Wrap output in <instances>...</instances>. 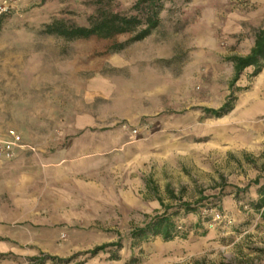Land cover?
Returning a JSON list of instances; mask_svg holds the SVG:
<instances>
[{"label":"rangeland","instance_id":"374dc122","mask_svg":"<svg viewBox=\"0 0 264 264\" xmlns=\"http://www.w3.org/2000/svg\"><path fill=\"white\" fill-rule=\"evenodd\" d=\"M113 1L128 13L138 0ZM12 4L0 16V141L15 131L21 144L44 145L64 137L77 116L91 114L102 129L116 125L129 132L128 139L147 143L133 173L105 178L111 189L125 188V204L114 200L111 208L89 212L67 231L68 239L62 235L64 256L58 258L74 257L68 264H264V210L243 204L241 218L227 216L228 224L213 222L211 204L199 203L232 188L244 190L264 176V113L248 115L244 96L258 76L247 69L232 88L234 66L228 61L254 47L264 28V0H165L159 28L118 54L111 53L112 42L44 33L54 20L86 25L93 0ZM229 100L231 113L207 118L206 109H220ZM132 192L142 200L141 209L130 208ZM183 204L198 212L186 215ZM166 211L177 213L173 242L155 235L132 238ZM6 214L19 213L0 201V220ZM118 242L122 250L87 254ZM11 244L7 249L0 244V264L53 257L36 241ZM113 253L119 261L112 260Z\"/></svg>","mask_w":264,"mask_h":264},{"label":"crops","instance_id":"0c3cea01","mask_svg":"<svg viewBox=\"0 0 264 264\" xmlns=\"http://www.w3.org/2000/svg\"><path fill=\"white\" fill-rule=\"evenodd\" d=\"M244 96H248V115L264 113V67ZM98 121L91 114L79 115L68 124L64 137L47 140L44 145L22 144L12 160L0 159V201L9 202L19 213L6 214L0 220L3 248H10L11 242L36 241L38 248L51 256H64L58 244L62 235L68 239L67 231L75 230L71 228L97 208H111L116 201L125 204V188L111 189L105 178L112 173L123 178L133 173L136 163L144 159L142 149L147 143L128 139L129 132L116 125L102 129ZM32 145L38 148L33 151ZM259 179L261 185H249L245 193L232 188L212 199L220 201L228 217L238 220L240 206L254 209L252 205L260 200L264 176ZM129 199L130 208H142V200L133 192Z\"/></svg>","mask_w":264,"mask_h":264},{"label":"trees","instance_id":"16d2710c","mask_svg":"<svg viewBox=\"0 0 264 264\" xmlns=\"http://www.w3.org/2000/svg\"><path fill=\"white\" fill-rule=\"evenodd\" d=\"M45 1L42 0V2ZM164 2L165 0H138L130 12L125 13L117 9L116 3L113 0H93L94 11L88 18L86 25L68 24L64 20H54L52 23L45 25L44 33L50 36L61 37L68 41L97 39L112 42L111 53L118 54L130 45L144 41L159 28ZM123 36H129V39L125 42H120L118 39ZM228 61L234 66V77L230 83L232 88L240 81L241 76L247 69L254 68L253 76H259L264 67V28L257 31L254 47L248 55L233 56ZM237 90L241 92L243 89ZM233 103L234 101L229 100L220 109H206L207 118L221 119L225 117L233 111ZM253 184L260 186L261 179L255 180ZM247 190H249V187L244 189V193ZM258 192L260 200L252 206L255 211L260 212L264 210V184ZM200 202H209L212 209H219L220 212H223L218 199L210 200L209 197H202ZM181 207L186 215L198 212L190 204H183ZM168 211L154 217L145 228L135 230L132 233V238L141 240L148 238L150 235H155L161 237L167 243L173 242L179 234L174 219L177 213L171 215ZM181 238L186 240L188 235H182ZM110 248L122 250L123 245L120 242L106 244L95 248L87 254L95 257ZM73 259L74 257L60 259L58 257L45 256L42 259L31 258V261L38 262L36 264H44L47 260H56L59 263L68 264ZM112 260L119 261L120 255L113 253Z\"/></svg>","mask_w":264,"mask_h":264},{"label":"built area","instance_id":"2783aa9c","mask_svg":"<svg viewBox=\"0 0 264 264\" xmlns=\"http://www.w3.org/2000/svg\"><path fill=\"white\" fill-rule=\"evenodd\" d=\"M12 2L13 0H10L0 5V16L8 14L12 8H14ZM134 134H137V131H135ZM9 137L11 138V141H0V159L12 160L15 156L16 148L22 145V138L15 131H10ZM212 217L213 222H227L228 224H231L227 215L217 209L212 210Z\"/></svg>","mask_w":264,"mask_h":264}]
</instances>
